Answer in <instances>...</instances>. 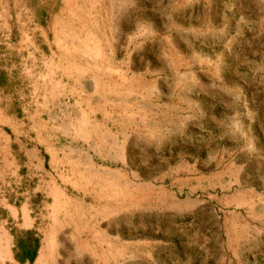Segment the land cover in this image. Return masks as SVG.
<instances>
[{
    "label": "rangeland",
    "instance_id": "374dc122",
    "mask_svg": "<svg viewBox=\"0 0 264 264\" xmlns=\"http://www.w3.org/2000/svg\"><path fill=\"white\" fill-rule=\"evenodd\" d=\"M0 264H264V0H0Z\"/></svg>",
    "mask_w": 264,
    "mask_h": 264
},
{
    "label": "trees",
    "instance_id": "16d2710c",
    "mask_svg": "<svg viewBox=\"0 0 264 264\" xmlns=\"http://www.w3.org/2000/svg\"><path fill=\"white\" fill-rule=\"evenodd\" d=\"M18 245L22 247V250L28 252V258L34 263L40 247V238L35 235V231L30 230L25 233V236L22 235L19 239ZM17 256L20 257L19 254H17Z\"/></svg>",
    "mask_w": 264,
    "mask_h": 264
},
{
    "label": "crops",
    "instance_id": "0c3cea01",
    "mask_svg": "<svg viewBox=\"0 0 264 264\" xmlns=\"http://www.w3.org/2000/svg\"><path fill=\"white\" fill-rule=\"evenodd\" d=\"M25 152L28 154V161L31 162L32 164H35V161L38 162V164L40 165L41 167V159L40 157H38V153H39V150L38 148H36L35 146H30V147H26L25 148ZM36 165V164H35ZM9 210H10V213L14 214V212H18L21 214H23V221L18 223L19 227L20 228H24V229H27V230H30L32 228L35 227V224L34 222L31 223L30 219H29V216L27 214H29V211H26L25 209H22L21 211L19 210H16L13 206H10L9 207Z\"/></svg>",
    "mask_w": 264,
    "mask_h": 264
}]
</instances>
